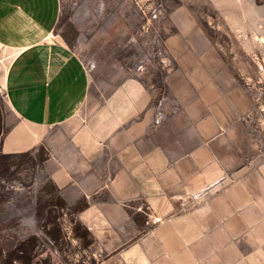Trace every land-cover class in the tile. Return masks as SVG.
Returning <instances> with one entry per match:
<instances>
[{
    "label": "crops",
    "instance_id": "1",
    "mask_svg": "<svg viewBox=\"0 0 264 264\" xmlns=\"http://www.w3.org/2000/svg\"><path fill=\"white\" fill-rule=\"evenodd\" d=\"M61 15V0H0V45L12 55L0 152L36 159L44 151L38 170L58 202H86L76 219L118 252L105 264H264V154L249 131L253 75L230 61L220 25L185 5L172 10L153 69L136 60L124 76L118 67L124 77L85 118L92 74L58 39ZM140 200L158 214L160 205L185 211L120 249L137 229L130 210Z\"/></svg>",
    "mask_w": 264,
    "mask_h": 264
},
{
    "label": "rangeland",
    "instance_id": "2",
    "mask_svg": "<svg viewBox=\"0 0 264 264\" xmlns=\"http://www.w3.org/2000/svg\"><path fill=\"white\" fill-rule=\"evenodd\" d=\"M61 1L62 15L56 35L82 57L92 74L90 96L83 112L85 118L97 114L121 77L133 74L131 69L136 60L145 61L146 68L153 69L162 56L159 53L163 52L162 40L168 32L169 14L185 5L199 20L220 25L219 35L228 37L224 46L226 53H230V61L253 75L249 85L256 105L250 115L253 129L250 127L249 131L258 154L264 153V0ZM136 7L140 16L134 11ZM154 14L158 17L153 18ZM120 27H125L123 31L127 32L122 34L121 41ZM208 31L212 32L210 28ZM108 38L110 41L106 42ZM131 39L137 40L138 46L125 42ZM11 56L0 45V142L10 127L4 80ZM120 66L125 70L124 76H117ZM241 72L248 76L246 71ZM144 80L150 84L153 79ZM36 156V159L30 153L6 156L0 152V264L109 263L118 254L107 244L109 236L92 235L76 219L74 208L59 204L54 186L38 170L44 151ZM136 206L130 211L137 229L126 237L120 249L127 248L152 229L179 222L175 219L185 211L178 205H169L170 209L164 205L158 209L156 205L161 210L158 214L154 205L145 200ZM197 206L200 205L189 204L187 208ZM110 264L121 263L117 260Z\"/></svg>",
    "mask_w": 264,
    "mask_h": 264
},
{
    "label": "trees",
    "instance_id": "3",
    "mask_svg": "<svg viewBox=\"0 0 264 264\" xmlns=\"http://www.w3.org/2000/svg\"><path fill=\"white\" fill-rule=\"evenodd\" d=\"M26 154H29V153H26ZM6 156H9V155H6ZM59 204H61V205H66V204L64 203V201H62L61 199H60V201H59ZM86 207H88V204H87L86 202H80L77 206H75L74 210H75V211H79V210H83V209L86 208Z\"/></svg>",
    "mask_w": 264,
    "mask_h": 264
},
{
    "label": "built area",
    "instance_id": "4",
    "mask_svg": "<svg viewBox=\"0 0 264 264\" xmlns=\"http://www.w3.org/2000/svg\"><path fill=\"white\" fill-rule=\"evenodd\" d=\"M154 13H156V11H154ZM143 14H146V12H145L144 10H143ZM154 17H158V16L154 14V15H153V18H154ZM139 68H140V70L144 69V65H143L142 62L140 63ZM262 111L264 112V106H263V108H262ZM251 121L253 122V119H251ZM250 127H252V129H253L252 123H251ZM263 154H264V153H263Z\"/></svg>",
    "mask_w": 264,
    "mask_h": 264
}]
</instances>
